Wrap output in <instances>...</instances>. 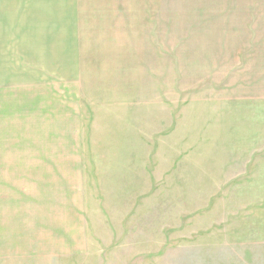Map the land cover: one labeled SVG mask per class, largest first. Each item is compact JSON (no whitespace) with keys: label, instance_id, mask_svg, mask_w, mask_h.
<instances>
[{"label":"rangeland","instance_id":"1","mask_svg":"<svg viewBox=\"0 0 264 264\" xmlns=\"http://www.w3.org/2000/svg\"><path fill=\"white\" fill-rule=\"evenodd\" d=\"M4 10L22 264H264V0Z\"/></svg>","mask_w":264,"mask_h":264},{"label":"crops","instance_id":"2","mask_svg":"<svg viewBox=\"0 0 264 264\" xmlns=\"http://www.w3.org/2000/svg\"><path fill=\"white\" fill-rule=\"evenodd\" d=\"M6 0H0V30L6 22ZM6 40L0 38V99L6 93ZM2 123H0L1 125ZM0 156V264H22V221L20 204L16 201L15 185L13 192L6 194L5 159Z\"/></svg>","mask_w":264,"mask_h":264}]
</instances>
